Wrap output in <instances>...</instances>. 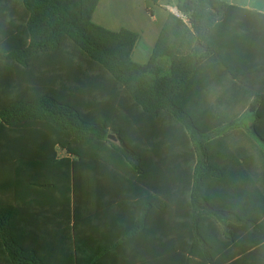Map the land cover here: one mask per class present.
Here are the masks:
<instances>
[{"label":"trees","instance_id":"16d2710c","mask_svg":"<svg viewBox=\"0 0 264 264\" xmlns=\"http://www.w3.org/2000/svg\"><path fill=\"white\" fill-rule=\"evenodd\" d=\"M99 1L8 0L10 39L0 47V134L45 128L48 140L67 151L61 162L73 167L76 217L86 166L106 165L134 181L138 196L151 203L139 201L144 215L132 264H229V187L257 207L264 183V151L237 120L252 117L251 132L264 144V93L230 88L234 101L226 109L224 99L214 101L206 91L218 88L193 84L199 65L216 49L214 28L233 7L222 0H177L179 15H169L149 62L141 65L132 59L137 33L93 23ZM111 134L119 144L109 140ZM245 143L250 150H241ZM180 200L189 216L187 243L178 238L173 219ZM147 207L170 212L172 227L163 242L160 222L149 228ZM8 223L0 211V242L9 264H44L14 247ZM166 244L168 251L162 250Z\"/></svg>","mask_w":264,"mask_h":264},{"label":"crops","instance_id":"0c3cea01","mask_svg":"<svg viewBox=\"0 0 264 264\" xmlns=\"http://www.w3.org/2000/svg\"><path fill=\"white\" fill-rule=\"evenodd\" d=\"M222 1L233 9L214 28L210 38L216 49L199 65L193 88H218L206 91L214 101L224 99L220 102L229 109V101H234L230 88H258L264 93V0ZM177 3L100 0L92 21L113 32L125 29L137 33L132 59L144 65L169 15L178 14ZM10 14L8 0H0V47L9 43ZM237 121L264 151V144L251 132L254 119L243 116ZM47 134L45 128H20L12 134H0V211L8 214L14 247L35 254L44 264H75L76 260L78 264H132V253L138 251L137 222L144 215L139 201L151 202L138 196L134 181L110 172L106 165L86 166L76 217L73 167L61 162L69 154L50 142ZM244 136L235 137L246 142ZM109 140L119 144L115 135H109ZM240 148L248 151L250 145L241 144ZM236 191L235 186L229 187V215L225 220V227L229 223V246L224 251L229 252V264H264V183L257 207L243 191ZM177 204V216L173 218L177 220V235L187 243L186 237L191 236L186 226L189 216L184 200ZM146 213L149 228H158L160 222L163 242L172 227L170 212L148 208ZM164 247L167 249L162 250H169L167 244ZM8 257V249L0 242V264H9Z\"/></svg>","mask_w":264,"mask_h":264},{"label":"built area","instance_id":"2783aa9c","mask_svg":"<svg viewBox=\"0 0 264 264\" xmlns=\"http://www.w3.org/2000/svg\"><path fill=\"white\" fill-rule=\"evenodd\" d=\"M177 15H179V13Z\"/></svg>","mask_w":264,"mask_h":264},{"label":"rangeland","instance_id":"374dc122","mask_svg":"<svg viewBox=\"0 0 264 264\" xmlns=\"http://www.w3.org/2000/svg\"><path fill=\"white\" fill-rule=\"evenodd\" d=\"M179 13V12H178Z\"/></svg>","mask_w":264,"mask_h":264}]
</instances>
